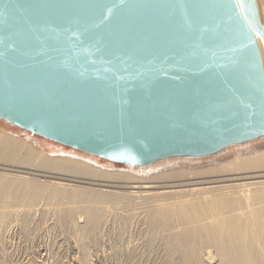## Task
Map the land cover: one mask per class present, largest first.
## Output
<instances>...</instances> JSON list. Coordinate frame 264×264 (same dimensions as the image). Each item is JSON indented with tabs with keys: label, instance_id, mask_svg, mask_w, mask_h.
<instances>
[{
	"label": "water",
	"instance_id": "water-1",
	"mask_svg": "<svg viewBox=\"0 0 264 264\" xmlns=\"http://www.w3.org/2000/svg\"><path fill=\"white\" fill-rule=\"evenodd\" d=\"M0 118L114 164L264 136L254 0H0Z\"/></svg>",
	"mask_w": 264,
	"mask_h": 264
},
{
	"label": "bare ground",
	"instance_id": "bare-ground-1",
	"mask_svg": "<svg viewBox=\"0 0 264 264\" xmlns=\"http://www.w3.org/2000/svg\"><path fill=\"white\" fill-rule=\"evenodd\" d=\"M30 137L0 125V264H264V145L135 170Z\"/></svg>",
	"mask_w": 264,
	"mask_h": 264
},
{
	"label": "rangeland",
	"instance_id": "rangeland-1",
	"mask_svg": "<svg viewBox=\"0 0 264 264\" xmlns=\"http://www.w3.org/2000/svg\"><path fill=\"white\" fill-rule=\"evenodd\" d=\"M0 125L2 127H7V129L9 130H12V131H16L17 134H21V135H26V136H31L30 138L34 139H43L42 137L40 136H37V135H34L28 131H25L19 127H16L8 122H6L5 120L1 119L0 118ZM5 125V126H4ZM12 127V128H11ZM249 145H264V136H261V137H258L256 139H253V140H250V141H247V142H243V143H239V144H232V145H229V146H226L224 147L223 149H221L220 151H218L217 153H215L214 155H211V156H208V157H203V158H170V159H165V160H161V161H158V162H155V163H152L150 165H147V166H144V167H137V166H128V165H121V164H112L114 165L113 167L115 168H122V169H135V170H139V169H146L148 167H151V166H156V165H161V164H166V163H169V162H181V161H188V163H192V162H199V163H205V162H211V161H214L216 160L217 158H219L220 156H225L226 154H229V155H233L235 151L238 147H248ZM64 148L68 149V150H73L71 148H68L66 146H63ZM74 151V150H73ZM76 151V150H75ZM221 157V158H222ZM99 159V158H98ZM102 160V162H106V163H109V161H106L104 159H100ZM111 163V162H110ZM68 185H80V184H74V183H67ZM82 186V185H81ZM87 187V186H86Z\"/></svg>",
	"mask_w": 264,
	"mask_h": 264
}]
</instances>
